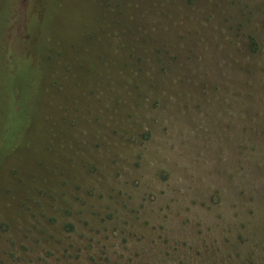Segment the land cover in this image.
Here are the masks:
<instances>
[{
  "label": "rangeland",
  "instance_id": "374dc122",
  "mask_svg": "<svg viewBox=\"0 0 264 264\" xmlns=\"http://www.w3.org/2000/svg\"><path fill=\"white\" fill-rule=\"evenodd\" d=\"M61 1L0 264H264V0ZM28 7L0 0V140Z\"/></svg>",
  "mask_w": 264,
  "mask_h": 264
},
{
  "label": "trees",
  "instance_id": "16d2710c",
  "mask_svg": "<svg viewBox=\"0 0 264 264\" xmlns=\"http://www.w3.org/2000/svg\"><path fill=\"white\" fill-rule=\"evenodd\" d=\"M15 2L16 0H13V5ZM61 7V0H29L26 17L24 16V19H26L24 27L27 36L18 35V41L21 42V57L17 53L6 52V54H3L5 63H2V65L9 77H17L20 73L17 66L21 65L22 83L21 87L13 84L10 88L9 124L5 125V134L2 135L0 140L4 142L3 148H0V168L9 155L29 142L26 139L25 141L22 139L21 142V137L23 134H27L36 122L34 116L38 117L41 114L40 104L44 95V85L51 69V60H53V55L57 50L58 53L63 54L62 47L65 45L61 38L49 36L44 30L50 16L53 17ZM22 17L23 15L19 16L14 11L9 17L10 24H16L22 20ZM88 36L90 39L94 38L90 31ZM260 44L256 36H251L249 47L252 48V51L258 53L261 47ZM17 62L21 64L17 65ZM33 73L38 74V82Z\"/></svg>",
  "mask_w": 264,
  "mask_h": 264
}]
</instances>
